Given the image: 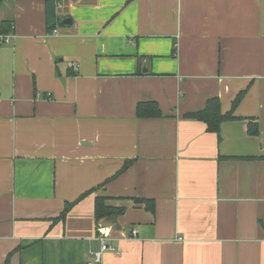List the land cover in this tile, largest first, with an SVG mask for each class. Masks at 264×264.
Instances as JSON below:
<instances>
[{
    "label": "crops",
    "instance_id": "0c3cea01",
    "mask_svg": "<svg viewBox=\"0 0 264 264\" xmlns=\"http://www.w3.org/2000/svg\"><path fill=\"white\" fill-rule=\"evenodd\" d=\"M57 1V36L0 8V264H87L100 230L102 264H264V0ZM213 99L218 134L187 118Z\"/></svg>",
    "mask_w": 264,
    "mask_h": 264
},
{
    "label": "trees",
    "instance_id": "16d2710c",
    "mask_svg": "<svg viewBox=\"0 0 264 264\" xmlns=\"http://www.w3.org/2000/svg\"><path fill=\"white\" fill-rule=\"evenodd\" d=\"M4 0H0V8L3 4ZM57 0H45V13H46V26L47 32L51 35L54 30H56L59 26H61L59 19L56 15V6ZM57 3V4H56ZM14 32V21L4 20L1 25V34L0 35H11ZM73 70V67H72ZM75 74V72H73ZM137 116L139 118H159L162 116L159 106L155 102L149 103H140L137 106ZM188 119H194L201 121L207 125L208 131L211 133H219L221 124L225 122L229 117L223 116L221 113V105L219 100L213 99L210 100L207 104V107L200 112L192 113L187 115ZM249 135L250 136H258L259 135V126L258 123L251 122L249 125ZM126 168V167H125ZM124 168V169H125ZM123 169V170H124ZM88 194V193H87ZM86 196V195H84ZM84 196H82L79 200L74 203H68L60 217L55 220L63 221L68 213L73 209V207L80 202ZM106 198H98L96 200L95 205V217L97 221L102 219L114 220L119 216L123 215L125 212L124 208H115L107 205ZM140 204H145L151 212H154V202L149 200H141L137 201Z\"/></svg>",
    "mask_w": 264,
    "mask_h": 264
},
{
    "label": "built area",
    "instance_id": "2783aa9c",
    "mask_svg": "<svg viewBox=\"0 0 264 264\" xmlns=\"http://www.w3.org/2000/svg\"><path fill=\"white\" fill-rule=\"evenodd\" d=\"M58 6V5H57ZM53 36H57L58 35V30H54L52 33ZM13 39L12 35H0V45H8L11 43ZM79 70V66L78 65H74L73 66V71L75 73H77ZM132 237H136L137 236V231L133 230L131 233ZM97 240L100 243V250L97 252H91L90 253V258L87 261V264H102V259H103V255L106 252L109 251H114L115 249L113 247H111L109 245V238L108 236L105 234V232L103 230H100V235L97 237Z\"/></svg>",
    "mask_w": 264,
    "mask_h": 264
},
{
    "label": "water",
    "instance_id": "95a60500",
    "mask_svg": "<svg viewBox=\"0 0 264 264\" xmlns=\"http://www.w3.org/2000/svg\"><path fill=\"white\" fill-rule=\"evenodd\" d=\"M63 26H67V25H70L71 24V21L70 20H64L62 21L61 23Z\"/></svg>",
    "mask_w": 264,
    "mask_h": 264
}]
</instances>
